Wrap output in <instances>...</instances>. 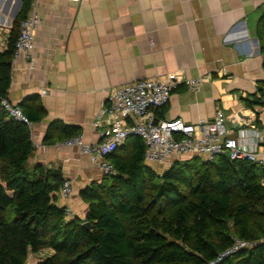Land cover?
Instances as JSON below:
<instances>
[{
  "label": "crops",
  "instance_id": "obj_1",
  "mask_svg": "<svg viewBox=\"0 0 264 264\" xmlns=\"http://www.w3.org/2000/svg\"><path fill=\"white\" fill-rule=\"evenodd\" d=\"M22 5L0 0V52ZM30 12L42 18L35 68L13 57L8 101L36 96L42 104L45 114L30 126L28 165L62 169L73 193L58 200L75 215L85 218L81 190L103 172L79 147L58 146L65 138L47 133L59 120L79 128L84 142L100 141L103 127L94 123L113 88L172 72L206 77L198 91L181 84L158 115L197 123L222 109L230 136L245 128L248 140L264 145V0H32Z\"/></svg>",
  "mask_w": 264,
  "mask_h": 264
},
{
  "label": "trees",
  "instance_id": "obj_2",
  "mask_svg": "<svg viewBox=\"0 0 264 264\" xmlns=\"http://www.w3.org/2000/svg\"><path fill=\"white\" fill-rule=\"evenodd\" d=\"M31 7L23 0L0 52V264H27L45 249L50 254L38 264H264V165L247 158L177 159L160 174L145 160L142 137L131 135L106 156L116 172L81 190L85 218L67 217L58 200L62 169L28 165L31 127L3 104L20 22ZM19 106L31 123L45 114L36 96ZM55 132L80 134L59 120L47 139ZM235 237L255 244L217 262Z\"/></svg>",
  "mask_w": 264,
  "mask_h": 264
},
{
  "label": "built area",
  "instance_id": "obj_3",
  "mask_svg": "<svg viewBox=\"0 0 264 264\" xmlns=\"http://www.w3.org/2000/svg\"><path fill=\"white\" fill-rule=\"evenodd\" d=\"M41 24L42 18L37 12L28 13L20 22L15 43L14 57L23 56L31 70L35 68L36 62L35 35ZM206 80V77L187 78L180 72H172L113 88L109 92L110 103L100 109L94 123L96 127H103L100 131L101 140L87 143L79 134L65 138L57 145L79 147L83 154L99 166L103 174L116 172L115 166L106 156L124 144L131 135H139L144 140L145 160L149 164H165L181 156L212 161L220 154H228L231 159L247 158L264 165V145L248 140L245 128L240 129L239 136H230L226 127L227 116L222 109H217L212 119H203L197 123H187L181 118L164 119L158 115L181 84L198 91ZM3 104L12 116L32 125L19 105H13L7 99L3 100ZM72 193L71 181L65 180L60 194L69 197ZM66 215L75 216L69 206ZM254 244L235 237L233 245L221 254L217 262Z\"/></svg>",
  "mask_w": 264,
  "mask_h": 264
},
{
  "label": "rangeland",
  "instance_id": "obj_4",
  "mask_svg": "<svg viewBox=\"0 0 264 264\" xmlns=\"http://www.w3.org/2000/svg\"><path fill=\"white\" fill-rule=\"evenodd\" d=\"M168 164H169V162L166 163L164 167H161V169L159 167V164H154V168L156 170L160 169V171H162L168 166ZM48 254H50V250H47V249L40 251L38 254H31L29 256L27 264H38L39 260L44 258L45 256H47Z\"/></svg>",
  "mask_w": 264,
  "mask_h": 264
},
{
  "label": "water",
  "instance_id": "obj_5",
  "mask_svg": "<svg viewBox=\"0 0 264 264\" xmlns=\"http://www.w3.org/2000/svg\"><path fill=\"white\" fill-rule=\"evenodd\" d=\"M83 226H84L85 228L90 229V228H91V223H90L89 221H85V222H83Z\"/></svg>",
  "mask_w": 264,
  "mask_h": 264
}]
</instances>
